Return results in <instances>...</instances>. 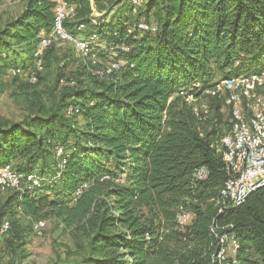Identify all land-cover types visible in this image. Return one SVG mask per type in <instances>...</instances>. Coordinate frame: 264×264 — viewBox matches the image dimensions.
Listing matches in <instances>:
<instances>
[{"label": "trees", "instance_id": "obj_1", "mask_svg": "<svg viewBox=\"0 0 264 264\" xmlns=\"http://www.w3.org/2000/svg\"><path fill=\"white\" fill-rule=\"evenodd\" d=\"M23 1L10 37L33 59L52 30L57 2ZM61 1L73 7L64 29L95 38L88 57L61 43L92 79L78 90L87 101L68 104L49 88L50 107L31 118L35 124H0V169L9 165L20 176L19 188L0 189L9 195L0 205V229L4 221L9 225L0 237L22 235L17 226L14 234L13 211L6 208L14 203L30 219L47 208L70 232L74 248L64 246L58 264H264V185L219 212L228 177L221 138L230 118L221 99L202 94L215 80L264 68V0ZM4 43L0 37V59L10 48ZM56 46L43 51V66L56 56ZM93 55L120 68L95 75ZM54 83L78 88L60 72ZM186 95L208 103V112L197 116ZM200 167L208 172L205 179L195 176ZM32 174L39 187L30 188ZM43 189L56 192L36 197ZM181 210L191 215L184 225L176 219ZM224 231L238 249L219 263L215 235Z\"/></svg>", "mask_w": 264, "mask_h": 264}, {"label": "built area", "instance_id": "obj_2", "mask_svg": "<svg viewBox=\"0 0 264 264\" xmlns=\"http://www.w3.org/2000/svg\"><path fill=\"white\" fill-rule=\"evenodd\" d=\"M55 16L53 27L49 34L41 37L38 46L33 51V60L36 68L42 64L43 51L55 42L56 45L62 42L71 44L83 57L89 55V45L94 41V36L88 39L72 36L64 27L63 22L72 12L73 7L67 6L61 0H56ZM136 4L137 0H131ZM138 28L146 30L148 27L139 23ZM79 25L78 29H82ZM124 49V48H123ZM90 58V57H89ZM93 64L101 63L98 57L91 56ZM120 68V64L114 61L105 63L100 71H93L95 75L110 74L113 70ZM16 73L21 69L16 68ZM35 76L31 75L29 81L34 83ZM202 94L222 100V108L228 107L230 118V129L221 138L223 150V160L228 172V177L219 191L217 204L219 212L227 208L239 206L256 189L264 185V68L248 75H239L226 78L216 83L212 88L203 90ZM187 101H193V110L197 116L205 115L208 112L209 104L206 102L197 103L191 95H186ZM61 148H57L60 155ZM208 172L205 167H200L195 171L197 179H205ZM30 188L40 186V178L37 175L27 177ZM20 176L15 173L9 165L0 169V189L19 188ZM80 189L77 190V193ZM191 215L181 210L176 219L179 224H186ZM7 221L1 225L0 232L8 229ZM224 228H231L225 225ZM33 229L36 235L42 233V223H34ZM217 227H211V232L216 234ZM218 241V249L215 252V259L220 263L226 258L232 257L238 249V243L234 236L227 231L220 235H215Z\"/></svg>", "mask_w": 264, "mask_h": 264}, {"label": "rangeland", "instance_id": "obj_3", "mask_svg": "<svg viewBox=\"0 0 264 264\" xmlns=\"http://www.w3.org/2000/svg\"><path fill=\"white\" fill-rule=\"evenodd\" d=\"M23 4V0H0V37L5 42L4 44H10L8 51H5L6 57L0 59V124L20 122L35 124L37 121L33 123L34 120L31 118L38 115L45 116L50 107L49 88H54L53 94L56 96H65V102L68 104L72 101L79 104L85 103L87 98L78 97L80 93L78 90L87 88L92 80L79 69L82 62L78 61L70 46L57 44L56 56L45 58L44 66L41 64L40 68H36L34 60L26 54L24 45L14 44V40L10 37L13 32L12 21L19 16ZM99 60L103 63H92L94 66L92 71H100L106 63L105 60ZM62 62H64V68ZM16 68H20L21 72L16 73ZM59 72L68 79H74L78 88L73 90L58 83L55 84ZM35 73L38 75L37 81L31 83L29 77L35 76ZM98 79L101 80V78ZM220 81L222 80H215L216 83ZM227 111L228 107L223 108L225 117L228 115ZM72 122L79 126L81 118L74 116ZM54 192L56 191L53 189H43L36 193V197L43 194L54 196ZM6 193L5 190L0 191V205L2 206L9 197ZM6 208L8 211L10 208L11 212L13 211L14 234L17 232V226L22 235L16 234L10 237L8 233L5 241L1 240L6 236L0 237V264H58L65 259L64 246L74 248L70 232L63 229L55 215L47 208L32 219L25 212L17 211L14 203L7 204ZM36 221L42 223L40 235H35L31 230V224L37 223Z\"/></svg>", "mask_w": 264, "mask_h": 264}]
</instances>
